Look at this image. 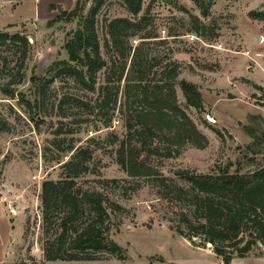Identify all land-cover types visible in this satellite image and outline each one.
I'll list each match as a JSON object with an SVG mask.
<instances>
[{
	"label": "rangeland",
	"instance_id": "374dc122",
	"mask_svg": "<svg viewBox=\"0 0 264 264\" xmlns=\"http://www.w3.org/2000/svg\"><path fill=\"white\" fill-rule=\"evenodd\" d=\"M76 1L77 15L69 18ZM93 10L107 68L96 73L91 91L54 66L66 61L79 68L65 44ZM256 12L264 14V0H140L136 14L124 0H0V32L30 44L21 65L20 44L0 43V202L15 229L2 264H217L212 246L174 231L183 195L177 200L172 192H189L180 172L264 168V141L256 139L264 135V18L253 17ZM115 19L131 23L121 36L127 66L138 48L151 65L149 78L173 80L179 109L205 138L203 147L173 145L177 152L170 156L169 143L156 138L157 151L142 153L147 176L130 177L117 163L126 138L123 80L115 105L103 104L98 94L118 56L108 33ZM110 81L113 95L116 75ZM180 82L196 87L202 106L185 103ZM79 152H88L80 155L87 171L74 179L76 187L122 208L107 222L122 260H44L43 246L62 209H55L44 233L42 184L62 179L63 164ZM263 251L257 244L234 264H264Z\"/></svg>",
	"mask_w": 264,
	"mask_h": 264
},
{
	"label": "trees",
	"instance_id": "16d2710c",
	"mask_svg": "<svg viewBox=\"0 0 264 264\" xmlns=\"http://www.w3.org/2000/svg\"><path fill=\"white\" fill-rule=\"evenodd\" d=\"M124 2L133 14L138 13L140 0ZM78 7L79 2L76 1L75 8L68 13L69 18L76 17ZM95 11L82 18L81 25L65 44L69 61L75 62L79 68L68 65L66 61L54 66L91 91L94 90L96 73L107 68L95 31ZM253 17L262 19L264 14L256 12ZM130 26L131 23L125 19H115L108 26L118 56L111 62V73L105 84L99 86L98 94L103 104L115 105L119 84L123 80L126 138L120 144L116 159L130 177H141L150 174L142 153L157 151L153 146L156 138H164L169 143L168 156L177 152L171 148L173 145L203 147L205 138L179 109L173 80L165 77L155 82L149 78L151 65L138 53V48H135L127 66L121 36H125L124 31ZM7 42L19 43L22 47V65L30 44L19 34L0 32V43ZM110 75H116L117 85L113 95ZM31 80L36 84V78ZM179 87L187 105L195 108L202 106L195 86L180 82ZM260 137L256 139L264 141V135ZM80 155L86 156L88 152L76 153L63 164L65 176L62 179L42 184L40 202L44 233H48L55 209H62V214L55 220L56 230L43 246L44 260L100 261L108 257L122 260L124 251L110 239V225L107 223L110 216L122 208L100 193L76 187L74 179L87 171ZM179 174L188 185L189 192L184 189L183 192H172L177 200H181L180 195H183V209L178 210L180 223L173 227L178 235L192 243L193 238H199L198 246L209 244L222 264L247 257L257 244L264 249V168L244 174L227 170L209 174L188 171ZM83 215H92V218L84 221ZM262 256L264 258V251Z\"/></svg>",
	"mask_w": 264,
	"mask_h": 264
},
{
	"label": "crops",
	"instance_id": "0c3cea01",
	"mask_svg": "<svg viewBox=\"0 0 264 264\" xmlns=\"http://www.w3.org/2000/svg\"><path fill=\"white\" fill-rule=\"evenodd\" d=\"M5 207L0 202V264L9 257L11 252V239L14 236L15 229L13 228V222L5 211ZM247 257L243 258L246 259ZM236 260L233 259L230 264H234ZM217 264H222L217 258ZM216 264V263H215Z\"/></svg>",
	"mask_w": 264,
	"mask_h": 264
}]
</instances>
